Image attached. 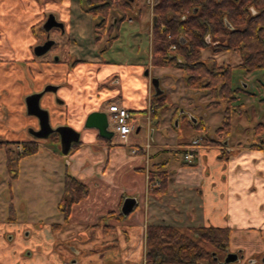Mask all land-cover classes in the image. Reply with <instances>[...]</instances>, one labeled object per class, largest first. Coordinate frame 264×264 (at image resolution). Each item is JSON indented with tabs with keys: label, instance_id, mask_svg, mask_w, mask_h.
Segmentation results:
<instances>
[{
	"label": "crops",
	"instance_id": "obj_1",
	"mask_svg": "<svg viewBox=\"0 0 264 264\" xmlns=\"http://www.w3.org/2000/svg\"><path fill=\"white\" fill-rule=\"evenodd\" d=\"M58 1L0 0V143L15 145V153L25 143H37L35 154H39L50 139L58 145L53 149L48 144L45 150L58 156L65 154L70 172L88 187V195L73 205L65 222L69 231L75 227L81 232L52 235L46 251L42 249L34 258L36 263L146 264L147 226L169 224L183 229L229 227V251L239 254L235 264H264V126L260 131L254 128L259 139L247 142L232 141L233 123L222 144H206L205 136H200L203 141L192 148L195 163L186 164L188 146L200 137L165 143L158 133L159 121L151 118L152 98L170 96L162 76H156L151 66L146 69L144 62L105 60L94 35V16L82 8L80 0ZM49 10L60 14L57 20L68 33L64 54L57 58L34 52V47L42 43L39 27ZM142 12L134 13L130 21L143 22ZM153 14L150 5L147 21L150 18L153 22ZM154 77L159 78L162 91L157 95ZM46 87L52 88L40 103L48 111L51 125L70 126L81 133L68 153L62 151L58 134L49 138L35 134L40 120L28 113L26 99ZM244 88L248 91L247 84ZM111 103H119L133 113L134 130L128 143L85 127L93 111H106L110 119ZM135 120H144L151 140H139L137 135L146 131L144 123L136 125ZM197 124V119L193 120L195 127ZM155 135L159 140H154ZM134 147L138 151L134 152ZM168 147H184V159L171 160L165 154ZM160 162L169 173L166 193L151 190L149 171ZM127 197H134L136 204L124 214L122 205ZM111 211L114 216L108 215ZM120 213L124 216L119 217ZM57 223L61 225L54 228H65L62 222ZM76 238L78 244L72 242ZM17 251L19 257L22 250ZM43 252H48L47 256Z\"/></svg>",
	"mask_w": 264,
	"mask_h": 264
},
{
	"label": "trees",
	"instance_id": "obj_2",
	"mask_svg": "<svg viewBox=\"0 0 264 264\" xmlns=\"http://www.w3.org/2000/svg\"><path fill=\"white\" fill-rule=\"evenodd\" d=\"M82 8L100 20L95 23V38L108 34L107 43L119 37L122 21L129 18L134 0H80ZM112 11L118 12L115 22H110ZM156 21L152 26L151 63L153 66H175L184 70L186 84L193 89H207L215 101L226 103L224 119L215 136H205L206 144H222L231 129L234 112L243 111L237 95L242 86L233 85L234 69L247 72L264 69V0H156L153 5ZM100 29V31L98 30ZM117 31V34L114 32ZM212 49V54H206ZM233 50L241 55L236 65L219 63L216 53ZM221 100V101H220ZM155 120L160 110L168 106L167 95L152 98ZM198 128L203 121L197 119ZM264 123H258L259 130ZM3 143H0L2 145ZM37 143H25L17 157L7 149V166L17 158L37 153ZM223 157V156H221ZM186 164H194L185 162ZM164 162L155 163L149 171L151 190L166 193L169 173ZM155 179L159 184L154 183ZM88 195V187L70 172L64 173V191L58 209L67 221L72 207ZM11 209H14L11 204ZM114 216L113 211L108 213ZM119 217L124 214L120 213ZM61 223H53L59 226ZM231 229L224 226H197L183 229L169 224H149L146 234V264H220L230 246Z\"/></svg>",
	"mask_w": 264,
	"mask_h": 264
},
{
	"label": "rangeland",
	"instance_id": "obj_3",
	"mask_svg": "<svg viewBox=\"0 0 264 264\" xmlns=\"http://www.w3.org/2000/svg\"><path fill=\"white\" fill-rule=\"evenodd\" d=\"M134 3L136 10L134 12L133 8L129 12V17L142 9L144 21L137 20L139 27L136 29V22L132 23L129 18L125 20L121 25L119 37L114 39L111 44L106 42L108 34L103 32L102 39L99 41L103 58L108 61L144 62L145 65L147 64L146 69L151 66V71L156 76H162L164 87L170 94L167 99L168 106L161 109L158 117L154 120L159 121L157 129L162 141L171 144L188 142L190 139L200 136L218 137L216 129L223 122L226 103L221 100L220 103H212L215 99L207 89L188 87L183 69L175 66L152 65V26L154 21L152 22L150 18L147 21L145 15L150 12V5L153 7L155 0L149 2L148 0H134ZM48 12L47 18L52 14L58 16L57 19L59 18L60 14L57 15L58 13L55 12V14L52 10ZM118 15L117 11H112L110 22H113L115 17L117 19ZM99 20V18H95V22ZM143 26H151V29L147 27L146 30L142 28ZM39 28L41 41H44L47 31L41 26ZM98 30L100 31V29ZM64 31L65 29L59 32L56 27L51 29L50 34L56 38L58 44L45 55L56 58L64 54L66 49H64V45L67 42L65 38L68 36V33L64 35ZM114 34H117V31ZM212 53L213 51L210 49L206 54ZM215 55L219 63L236 65L241 62V55L237 51L225 50ZM233 71V85L243 88L247 84L250 93L240 90L237 94L239 96L238 103H242L243 111L241 113L234 112L232 115V141L247 142L254 138L259 139L260 135L254 132V128L258 123H264V69L247 72L242 68H235ZM115 80L116 77L113 76L111 78L113 84H115ZM109 84L110 87L114 86ZM194 119L202 120L204 128L195 127ZM135 123L136 125L142 124L144 120H135ZM147 126L144 123L142 128L146 132L143 131L137 135L139 140H146V137L151 140ZM133 135H135V131ZM261 135L264 137V131ZM113 138L117 140L119 135L115 133ZM154 140H159V136L155 135ZM50 141L49 139L48 143L42 146V152L39 154L30 155L20 160L16 158L12 163V171L7 166V149L11 150V156L15 158L23 148L15 153V145L7 143L0 145V264H37L34 258L42 253L40 252L42 249L46 251L48 240L53 237L52 235L81 232L75 230V227H72L74 231H69L65 225L67 221H64L63 213L58 209V202L64 191V173L68 160L62 152V156H58L45 150V146L48 144L53 149L57 147L58 143ZM183 148L168 147L165 154L171 160L179 161L184 159ZM186 161L188 162V160ZM11 204L14 209L10 208ZM57 222H62L65 228H54L53 223ZM72 242L78 244L80 241L76 238ZM17 250H22L19 257L15 255ZM43 254L47 256L48 252H43ZM220 256L224 257L222 254ZM235 263L237 261L232 264Z\"/></svg>",
	"mask_w": 264,
	"mask_h": 264
},
{
	"label": "water",
	"instance_id": "obj_4",
	"mask_svg": "<svg viewBox=\"0 0 264 264\" xmlns=\"http://www.w3.org/2000/svg\"><path fill=\"white\" fill-rule=\"evenodd\" d=\"M54 27L64 28V24L58 21L56 16L52 14L42 24V28L46 31H49ZM55 43H56L55 39L49 38L43 43L37 44L34 47V52L37 56H42L46 54L48 51H50V49ZM152 81L156 89V95L160 94L162 91L160 89L159 78L154 77ZM50 88L52 87H46L43 91L34 93L27 97L26 101L28 106V113L35 114L39 117L40 129L35 131V134L45 138H49V136L53 133L58 134L60 136V141H61L60 144L62 147V151L64 153H68L71 148L72 142L78 141L81 133L70 126L53 127L51 125L49 113L46 109L42 108L40 103L41 97ZM85 127L96 128L101 136L106 137L108 139H111L115 134L113 130L109 129V118H108V113L106 111L97 110L91 112L86 119ZM135 204H136V199L134 197H127L123 202L122 212L124 214H129L135 207ZM238 258H239V254L237 252L228 251L224 260L220 261L219 263L229 264L234 261H237Z\"/></svg>",
	"mask_w": 264,
	"mask_h": 264
},
{
	"label": "built area",
	"instance_id": "obj_5",
	"mask_svg": "<svg viewBox=\"0 0 264 264\" xmlns=\"http://www.w3.org/2000/svg\"><path fill=\"white\" fill-rule=\"evenodd\" d=\"M110 119H109V129L113 130L116 134L119 135L120 139L128 143L131 132L134 130V116L133 113L125 106L119 103H111L109 105ZM203 141V138L194 140L189 146L188 150L185 153V160L192 163L195 161V156L192 151L193 147H196ZM147 147L150 144L146 145ZM134 152L138 151L137 147H134ZM154 183L159 184V180L155 179Z\"/></svg>",
	"mask_w": 264,
	"mask_h": 264
},
{
	"label": "flooded vegetation",
	"instance_id": "obj_6",
	"mask_svg": "<svg viewBox=\"0 0 264 264\" xmlns=\"http://www.w3.org/2000/svg\"><path fill=\"white\" fill-rule=\"evenodd\" d=\"M155 2H156V0H155ZM154 15V14H153ZM153 21H156V18L154 17V20ZM57 29H58V31L59 32H62V30H64V28H61V27H56ZM53 29V28H52ZM46 31V30H45ZM50 31L51 30H49V31H47V36H46V38H45V40L44 41H46L47 39H49V38H52V39H55L56 40V38H54V37H52V35L50 34ZM64 33V35H65V31L63 32ZM44 41H42V43L44 42ZM58 44V42L56 41V43L52 46V48L53 47H55L56 45ZM51 48V49H52ZM50 49V50H51ZM53 134H55V133H53ZM53 134H51L50 136H52ZM49 136V137H50ZM226 257V255L224 256V257H222L221 259H220V261H222V260H224V258ZM233 263V262H232ZM232 263H229V264H232Z\"/></svg>",
	"mask_w": 264,
	"mask_h": 264
}]
</instances>
